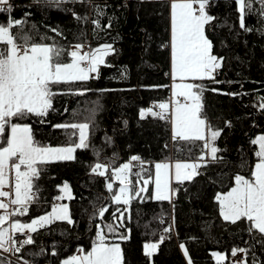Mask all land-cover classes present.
<instances>
[{
  "label": "trees",
  "instance_id": "trees-1",
  "mask_svg": "<svg viewBox=\"0 0 264 264\" xmlns=\"http://www.w3.org/2000/svg\"><path fill=\"white\" fill-rule=\"evenodd\" d=\"M169 1L91 0L90 4L64 3L56 7L38 0H9L11 11L0 12V25H6L9 19L25 21L22 31L20 27L11 31L18 36L29 35L32 43L56 44L68 51L77 43L92 49L111 44L115 49L105 57L98 74L87 81L51 86L57 93L52 97L54 110H49L44 123L35 116L21 121L13 118L12 123L29 125L35 141L47 147L78 142L72 129L55 125L87 122L90 146L77 149L74 160L42 165L44 170L34 182L39 189L38 199L28 205L26 214L12 216L28 223L48 214L56 197L63 196L61 188L67 183L72 198L61 202L67 205L73 223L53 221L32 232L34 242L18 253L11 251L13 259L0 253L3 264H60L79 249L87 252L95 240L97 224L119 223L112 215L120 214L117 209L125 216L120 231L127 229L129 236L126 241H116L121 243L125 264H187L182 243L193 264H233L234 248L248 250L246 256L237 252L247 264H264V245L256 242L264 237L254 232L253 239L245 220L236 224L223 220L216 200L218 194L232 188L236 175L251 176L256 152L252 141L264 133V109L258 107L264 102V16L260 15L259 0H253V10L245 16L249 32L239 26L235 0H215L208 8L217 19L207 35L214 43V54L224 57L215 77L221 83L203 80L196 84L205 88L202 115L221 132L215 141L219 161L209 158L201 163L200 174L191 182L173 183L171 189L175 192H171L170 201L153 199L149 183L147 191L132 199L124 211L125 206L112 201L118 185L113 184L112 192L107 190V183L112 182L111 170L130 162L134 155L145 165L139 176L131 175L138 189L137 179L149 178L154 163L200 161L199 157L206 154L203 141H173L168 115L164 112L163 121L153 114L160 113L158 105L170 97ZM94 6L103 9L101 25L111 27L94 31ZM73 13L88 17L87 22L78 21ZM3 47L0 45V49ZM61 60H70L67 51ZM9 127L0 137V147L6 145ZM98 161L111 162L105 177L91 174ZM105 206L108 211L101 219L96 213ZM169 227L172 231L165 233ZM160 235L168 238L151 258L146 257L145 243H158ZM213 252L225 253V260L215 262Z\"/></svg>",
  "mask_w": 264,
  "mask_h": 264
},
{
  "label": "snow or ice",
  "instance_id": "snow-or-ice-1",
  "mask_svg": "<svg viewBox=\"0 0 264 264\" xmlns=\"http://www.w3.org/2000/svg\"><path fill=\"white\" fill-rule=\"evenodd\" d=\"M49 5L59 7L64 3H91V0H38ZM215 0H171L170 21H171V77L173 80L179 78L181 81L190 79L192 81L209 80L214 84L221 83L216 80L218 70L222 68L224 57L214 54V43L207 35V31L213 26L217 19L209 14L208 8ZM239 9V26L245 31H251L246 26L245 16L252 12L253 0H235ZM261 5L260 15L264 16V0H259ZM194 4L197 7H194ZM8 6V7H3ZM11 11L9 0H0V12ZM97 18L91 22L94 31L103 30V27H111L110 24L102 26L99 17L103 15V9L94 6ZM78 21L87 22L88 17H81L73 13ZM25 21L9 19L6 25H0V137L5 136L6 129L10 126V135L6 136V146L0 147V198L9 197V193L2 189L8 185V171L14 170V198L5 203L0 200V210L5 215H0V249L4 252H20L26 244L34 241L29 236L27 239L17 241L10 234L11 232H23L27 229L36 232L55 220L66 221L72 224L67 205H54L52 211L46 215L33 219L31 223H11L10 229L2 227L10 216L24 215L28 212V205L38 199L39 189L35 187V180L40 178L43 172L42 165L55 161L74 160V153L77 149H86L88 143L89 123L59 124L54 127L72 129L73 135L78 142H73L64 147L42 146L35 141L32 129L27 124L12 123L13 118L17 121L27 120L31 116L40 118L44 123V117L49 110L53 109L52 97L56 95L52 85L70 83L73 81H87L92 73L99 72V66L105 64V57L115 52L111 44H103L92 49L85 43H77L71 46L68 51L56 44L48 45L43 43H32L29 35L18 36L11 30L20 27ZM33 27H35L33 25ZM57 35H62L56 29H52ZM43 39V37H42ZM22 41V43L18 42ZM67 51L70 62H62L61 57ZM173 95L183 96L185 102H176L174 118L172 120L173 141H203V147L209 150L213 162H218L215 146L216 139L221 135L219 130L213 129L207 123L206 117L202 115V98L205 88L202 84L182 83L174 84ZM219 91L218 89H211ZM228 94V93H225ZM232 95H235L234 93ZM264 100V98H262ZM158 107L160 113H153L160 119H164V112L168 110L167 103H161ZM264 109V102L258 105ZM151 112V109L148 110ZM144 112H141V118ZM206 132L208 133L206 135ZM258 145L256 152L258 162L254 165L250 178L242 175L234 177L235 186L226 194H218L216 200L219 204L220 216L232 224L245 220L248 222V233L264 237V135L252 141ZM99 156V152H97ZM202 154L199 160L204 161ZM131 161L143 162L139 156H132L130 162L124 163L112 170V175L119 181L118 193L112 195V201L116 204L129 205L132 199L140 197L141 193L147 191L146 185L149 179H143L144 186L138 189L133 185L130 175L139 176V172H133L134 165ZM23 166V170H22ZM173 165L168 162L155 164V193L154 199L158 201L169 200L170 192L174 189L169 186V173ZM201 163H180L174 165L175 181L182 184L185 181L191 182L200 173L198 169ZM111 169V162L98 161L92 168L91 174L98 177H105ZM140 180L136 181L139 184ZM107 190L112 192V183H107ZM69 186L64 183L62 192L68 193ZM64 197L57 196V200ZM68 198L72 197L68 194ZM15 205V208H11ZM127 207L124 211H127ZM108 208L98 209V216L103 219ZM120 214L113 213L114 221L119 223L97 224L95 240L90 251L85 252L79 249L80 255L65 259L62 264H125L121 243L129 239L128 230L124 228V212L117 209ZM147 227V225H146ZM105 229L107 231H105ZM172 227L165 228L164 232L169 233ZM160 235L158 243H145L144 255L151 258L157 252L159 244L167 239ZM255 239V236H253ZM257 243L264 245V240H257ZM8 245V246H6ZM18 245V246H17ZM180 248L186 257L187 264H193L188 249L182 243ZM247 249H233L231 255L235 257L237 252L247 255ZM53 255L56 253L53 252ZM217 261H223L225 257L219 253L214 254ZM3 264V260H0ZM24 264H28L24 261ZM237 264V262H234ZM238 264H247V260H241Z\"/></svg>",
  "mask_w": 264,
  "mask_h": 264
},
{
  "label": "rangeland",
  "instance_id": "rangeland-1",
  "mask_svg": "<svg viewBox=\"0 0 264 264\" xmlns=\"http://www.w3.org/2000/svg\"><path fill=\"white\" fill-rule=\"evenodd\" d=\"M170 3H171V0L169 1V53H170V70H169V77H170V86H171V95H170V98H169V100L167 101V102H165V103H167L168 105H169V108H168V110L167 111H165V113L168 115V117L170 116L171 117V122H170V125H171V130H172V127H173V124H172V120H173V118H174V110H175V105H176V102L177 101H180L181 103H183V102H185V99H184V97L183 96H177V95H173V93H174V91H178V89H174V84H182V83H197V82H199V81H192V80H190V79H186V80H183V81H181L179 78H177L176 80H173L172 79V77H171V48H170V39H171V21H170ZM194 7H197V5H195L194 4ZM237 8H238V5H237ZM238 11H239V9H238ZM95 49V48H94ZM66 62H70V60H68V61H66ZM95 73H92L91 75H90V77L91 76H93ZM74 82V81H73ZM9 135H10V131H9ZM206 135H207V132H206ZM261 135H264V133L263 134H260V135H257L256 137H255V139L257 138V137H259V136H261ZM254 139V140H255ZM6 146V145H5ZM259 150V148H258V145H256V152ZM207 151H209V150H207L206 149V152ZM256 152H255V159H254V161H253V164H252V169H251V172H252V170L254 169V165L258 162V158H257V156H256ZM210 153V152H209ZM160 162H168V161H160ZM160 162H156V163H160ZM177 162H180V163H197L196 161H174V162H168V163H170L171 165H173V167H172V169L170 170V173H169V186H170V189H171V187H172V183H175L176 181H175V175H174V172H175V170H174V165H175V163H177ZM126 163H128V162H126ZM156 163H154L153 165H152V169H151V176L148 178V177H145V176H140V183L139 184H137L138 185V188L139 187H141V186H144V184H143V179H149V183H151V185H152V188L155 190V178H156V169H155V164ZM122 164H124V163H122ZM122 164H120V165H122ZM119 165V166H120ZM118 166V167H119ZM22 170H23V166H22ZM111 175H112V170H111ZM245 177V176H244ZM251 177V176H250ZM250 177H245V178H250ZM14 178H15V172H14V170H9L8 171V185H6L2 190L3 191H5V192H8L10 195H9V197H3V198H0V200H3L5 203H7L8 202V200L9 199H11V198H14ZM112 178H113V181L114 182H116L117 184H118V186H117V191H116V193H118L119 192V188H120V184H119V181L118 180H116L115 179V177L112 175ZM130 179H131V175H130V177H129ZM138 180V179H137ZM112 183V185H113V182H111ZM148 183V184H149ZM148 184L146 185V188H147V186H148ZM235 186V182H234V184H233V186L232 187H234ZM231 190V189H230ZM229 190V191H230ZM229 191H227V192H229ZM226 192V193H227ZM154 193H155V191H154ZM225 193V194H226ZM68 194H70V192H69V189H68V193H65V192H62V195H63V200H66V201H68L69 200V198H68ZM141 194H144V193H141ZM61 205V204H60ZM64 205H66V204H64ZM121 205H123V204H121ZM56 206H58V205H56ZM123 206H125V205H123ZM128 206V205H127ZM127 206H125V208L127 207ZM53 208V207H52ZM51 211H52V209H51ZM50 211V212H51ZM49 212V213H50ZM0 215H5V213H4V211L3 210H0ZM46 215V214H45ZM41 216H43V215H41ZM40 217V216H39ZM38 218V217H37ZM223 219V218H222ZM224 220V219H223ZM55 221H60V220H55ZM49 225V224H48ZM47 226V225H46ZM2 227H4V226H2ZM4 228H8V227H4ZM91 249V248H90ZM2 250V249H1ZM1 250H0V253H2L1 252ZM90 251V250H89ZM215 253H219L220 255H223L225 258H226V255H225V253H223V252H213L212 253V255L213 254H215ZM238 254V253H237ZM72 257V256H71ZM68 258H70V257H68ZM67 259V258H66ZM234 257H232V261H233V264H234ZM65 260V259H64ZM64 260H62L61 261V263L60 264H62V262L64 261ZM214 261L215 260H217L216 259V256L214 255V259H213ZM225 260V259H224ZM223 260V261H224ZM223 261H219V262H217V261H215V262H217V263H221V262H223ZM238 264V263H237Z\"/></svg>",
  "mask_w": 264,
  "mask_h": 264
},
{
  "label": "crops",
  "instance_id": "crops-1",
  "mask_svg": "<svg viewBox=\"0 0 264 264\" xmlns=\"http://www.w3.org/2000/svg\"><path fill=\"white\" fill-rule=\"evenodd\" d=\"M70 50H71V48H70ZM170 76V75H169ZM170 95H171V86H170ZM170 98V97H169ZM161 110V109H160ZM162 111V110H161ZM168 119H169V121L171 122V117L169 116L168 117ZM9 131H10V127H9ZM171 133H172V130H171ZM208 134V133H207ZM8 135H9V132H8ZM204 157H205V159H204V161H206L207 159H209V158H211V155H210V153H209V151H207L206 152V154L204 155ZM204 161H202V162H204ZM168 162H174V161H168ZM197 163H202L201 161H196ZM111 181L113 182V184H117L116 182H114L113 181V178H112V175H111ZM175 183H177V182H175ZM173 184V183H172ZM178 184H180V183H178ZM118 185V184H117ZM117 191V190H116ZM153 191H155L154 189H153ZM171 192H170V199H171ZM63 197V196H62ZM153 199H154V194H153ZM63 200V199H62ZM64 201V200H63ZM60 204H64V202H62V203H54V205H60ZM53 205V206H54ZM16 206L15 205H12L11 206V208H15ZM52 209V208H51ZM51 211V210H50ZM221 217V216H220ZM222 218V217H221ZM36 219V218H35ZM14 222H19V221H16V220H14V219H12V216H10L9 218H8V220L3 224V226L4 227H8L9 229H10V225H11V223H14ZM19 223H21V222H19ZM28 223H31V221L30 222H28ZM28 223H21V224H28ZM39 229V228H38ZM32 232H30V231H28L27 229H25L23 232H11L10 234L13 236V238L15 239V240H25V239H27L29 236H30V234H31ZM6 246H8V245H6ZM1 250V249H0ZM1 252H2V254L3 255H5V256H7V257H9V258H11V259H13L12 258V256H11V251H9V252H4L3 250H1ZM78 253V255H80L81 253L77 250L76 251V253L73 255V256H76V254ZM237 255H239V254H237ZM236 255V256H237ZM212 258L214 259V254L212 255ZM215 261H217V260H215ZM218 262V261H217ZM238 263V262H237Z\"/></svg>",
  "mask_w": 264,
  "mask_h": 264
},
{
  "label": "built area",
  "instance_id": "built-area-1",
  "mask_svg": "<svg viewBox=\"0 0 264 264\" xmlns=\"http://www.w3.org/2000/svg\"><path fill=\"white\" fill-rule=\"evenodd\" d=\"M154 109H155V110H159L158 107H154ZM163 121H166V117L163 119ZM131 163L134 165V167H133V172H134V173H135V172H139V173H140L143 169H145V165H143V168H141V167H140V162H138V161H131ZM56 203H62V202H61V200H57ZM76 255H78V253H77ZM233 260H234L235 262H239V261H241V260H244V258H243L242 255L239 254V255L235 256Z\"/></svg>",
  "mask_w": 264,
  "mask_h": 264
}]
</instances>
